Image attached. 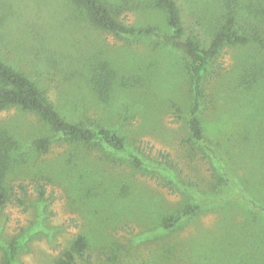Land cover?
<instances>
[{
    "label": "rangeland",
    "instance_id": "rangeland-1",
    "mask_svg": "<svg viewBox=\"0 0 264 264\" xmlns=\"http://www.w3.org/2000/svg\"><path fill=\"white\" fill-rule=\"evenodd\" d=\"M105 1L125 24L171 33L153 0ZM176 1L186 34L209 46L225 0ZM233 2L241 24L264 31V0ZM0 59L66 120L115 129L125 143L70 142L32 112L0 111V139L14 142L0 264L14 241L13 264H55L78 236L93 264H264V49L226 44L210 62L201 140L190 130L191 60L181 45L104 31L73 0H0ZM106 62L118 80L104 102L90 81ZM188 205L200 209L161 227Z\"/></svg>",
    "mask_w": 264,
    "mask_h": 264
},
{
    "label": "trees",
    "instance_id": "trees-1",
    "mask_svg": "<svg viewBox=\"0 0 264 264\" xmlns=\"http://www.w3.org/2000/svg\"><path fill=\"white\" fill-rule=\"evenodd\" d=\"M153 1L155 6L165 13L171 33H165L151 25L137 27L125 24L115 17L113 10L105 0H73L75 4L86 11L92 24L104 31L129 38H156L166 43L181 45L191 60L190 72L193 79L194 101L189 119L190 130L195 140H201L203 131L198 117L199 102L202 97V81L210 62L226 44L246 46L254 43L259 48L264 49V31L258 27L246 28L245 24H241L237 13L233 10V0H225L227 13L224 15L223 23L213 33L210 45L203 47L196 38L186 34L181 9L176 0ZM117 80L116 70L106 62L102 66H95L90 82L98 98L106 102L109 100L111 90ZM13 106L36 114L55 133L70 142L84 144L101 142L116 151L124 150V139L115 129L91 128L66 120L36 81L0 59V111ZM13 145L14 142L9 137L0 139L1 208L10 199L5 181L11 162V153L14 149ZM48 146V139H40L36 142L38 150L47 151ZM199 209V205H188L179 214L164 217L161 221V227L165 230L174 228L183 218L195 214ZM19 246L20 243L17 241L8 245L2 258L3 264H13ZM79 258L84 259L86 264H93L84 236L76 237L55 264H75Z\"/></svg>",
    "mask_w": 264,
    "mask_h": 264
}]
</instances>
